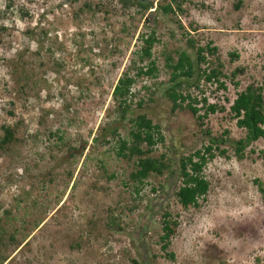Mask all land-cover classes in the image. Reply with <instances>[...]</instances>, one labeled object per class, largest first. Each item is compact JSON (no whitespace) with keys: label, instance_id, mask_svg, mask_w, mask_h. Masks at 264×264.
I'll list each match as a JSON object with an SVG mask.
<instances>
[{"label":"rangeland","instance_id":"374dc122","mask_svg":"<svg viewBox=\"0 0 264 264\" xmlns=\"http://www.w3.org/2000/svg\"><path fill=\"white\" fill-rule=\"evenodd\" d=\"M167 3L173 13L163 15ZM149 32L155 75L132 86L129 112L159 127L150 155L167 170L135 195L116 138L93 139L106 125L128 139L110 94L130 61L146 64L135 57ZM187 40L215 48L198 68L219 66L224 85L200 79L187 90L197 115L201 98L222 109L201 120L171 112L162 96L164 58L192 53ZM250 83L264 84V0H0V140L1 127L14 137L0 146V264H264V139L241 159L218 144L197 205L182 209L174 197L176 162L207 144L205 131L243 137L227 111ZM164 214L176 224L162 251Z\"/></svg>","mask_w":264,"mask_h":264},{"label":"trees","instance_id":"16d2710c","mask_svg":"<svg viewBox=\"0 0 264 264\" xmlns=\"http://www.w3.org/2000/svg\"><path fill=\"white\" fill-rule=\"evenodd\" d=\"M131 1V0H128ZM174 0H172L173 2ZM142 10H147L150 5L145 3H136ZM163 15L172 14L170 3L158 7ZM140 47L137 52V64L146 62L144 66H134V62L128 69L121 73L112 87L111 99L115 104L114 112L117 119L127 120L129 129L127 132L128 139H119L116 136V128L106 125L100 130L98 137L93 139L95 144H104L108 139L116 138L115 155L127 161L133 162V170L127 176V180L131 185L132 193L137 195L139 188L143 185L145 179L150 175L162 176L167 170V163L164 156L152 157L151 149L162 141L159 127L152 124L151 120L146 118L144 114H137L130 117L131 88L140 79L150 78L155 75V65L150 59V50L156 42L153 32L139 37ZM191 48L192 53L186 54L179 52L176 54L175 60L170 57L164 58V73L168 74V80L162 91V96L170 103L171 112L179 110H188L191 115L201 120L208 114H213L217 110L221 111L214 104H207L204 98L200 99L202 115H197L199 109L191 104H195L191 99L187 90L193 88L198 90L197 83L201 79L205 84H215L216 89L224 90V85L218 80L221 75L219 66L199 71V64L204 63V53L212 55L215 48L212 47H195L191 40L186 41ZM231 56H233L231 54ZM194 74L196 79L194 80ZM193 79L194 81H191ZM186 91V92H185ZM200 92V91H199ZM139 107V104H136ZM228 114L235 121V127L242 130L244 135L235 141H224L209 137L207 131L204 132L206 145L202 149L195 150L185 156H180L176 162V173L178 185L174 193L175 200L180 208L187 209L195 207L197 200L202 198L208 189V183L203 178L201 171L207 160L212 158V149H217L218 144H227L234 152L237 159L242 158V153L250 143L259 139H264V84H247L242 91L235 94V97L228 106ZM2 137L0 146H6L14 141L13 133L8 127H1ZM219 154H223L221 150ZM174 221H169L164 214L160 221V232L158 240L160 248L165 250L168 241L175 227ZM171 258V255H169ZM133 264L134 261H132Z\"/></svg>","mask_w":264,"mask_h":264}]
</instances>
